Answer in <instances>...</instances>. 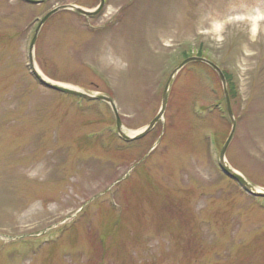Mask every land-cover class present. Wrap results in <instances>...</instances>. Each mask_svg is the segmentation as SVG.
Instances as JSON below:
<instances>
[{"label":"rangeland","instance_id":"374dc122","mask_svg":"<svg viewBox=\"0 0 264 264\" xmlns=\"http://www.w3.org/2000/svg\"><path fill=\"white\" fill-rule=\"evenodd\" d=\"M99 2L0 0V264H264V198L217 164L232 121L212 68L185 65L161 120L131 143L110 105L30 75L40 20ZM256 10L264 0L65 9L40 28L33 62L51 80L111 97L132 134L160 111L184 52L225 67L237 83L225 159L264 190V20L253 29L236 19Z\"/></svg>","mask_w":264,"mask_h":264},{"label":"water","instance_id":"95a60500","mask_svg":"<svg viewBox=\"0 0 264 264\" xmlns=\"http://www.w3.org/2000/svg\"><path fill=\"white\" fill-rule=\"evenodd\" d=\"M25 3L28 4H40L42 2H44L45 0H21ZM105 5V0H100V4L97 6V8H95L94 10H86L82 7L76 6V5H62L60 7L54 8L53 10H51L50 12H48L43 18L42 20L39 22L38 27L36 29V33L33 37V40L31 42V46H30V54H29V59H30V68H31V72L34 75V77L37 79V81L44 87L48 88V89H52L55 91H58L60 93H64V94H69V95H74V96H78V97H82L86 100H102L105 101L107 103H109L112 107V110L114 112L115 118H116V125H117V129L119 131L120 136L127 142L129 141H133V140H137L140 139L142 137H144L146 134H148L157 124V122L159 120H161L166 106H167V101H168V95H169V90L172 84V81L175 77V75L188 63L190 62H201V63H205L207 65H209L210 67H212L217 74L220 77V80L223 84V88H224V93H225V98H226V103H227V110H228V114L231 118L232 121V129L231 132L227 138V141L225 142L220 156H219V161H218V166L220 167L221 171L228 176L230 179L234 180L235 182H237L239 184V186L249 195L253 196V197H264V190L263 189H258L254 184H252L246 177H244L241 173H239L237 170H235L234 168H232L228 162L225 159V153H226V149L227 146L234 134L235 131V119L233 116V111L231 108V104H230V100H229V96H228V92H227V88H226V79H225V75L223 73V71L221 70V68L214 62H212L211 60L201 57V56H191L188 57L186 59H184L171 73L165 89H164V93H163V100H162V105H161V109L158 112V114L149 122V124L147 126H145L142 130H140L138 133L134 134V135H128L127 133L124 132V128L122 125V121L121 118L119 116L117 107L114 103V101L112 100L111 97L104 95V94H89L86 93L82 90L73 88L71 86L68 85H64L58 82H54L48 78H46L45 76H43L35 67V64L33 62V56H32V49L34 47L35 44V40L37 37V34L40 30V28L42 27V25L44 24V22L54 13H56L58 10L60 9H71L74 10L80 14L86 15V16H91V15H95L97 13H99L103 7Z\"/></svg>","mask_w":264,"mask_h":264},{"label":"bare ground","instance_id":"6f19581e","mask_svg":"<svg viewBox=\"0 0 264 264\" xmlns=\"http://www.w3.org/2000/svg\"><path fill=\"white\" fill-rule=\"evenodd\" d=\"M236 19H239V20H245V19H247V20H249L252 23V27L254 29L257 26V24H258V22L260 20H264V11H262V10H256L252 14L239 13L236 16ZM124 132L127 133V134H132V132H127V131H124Z\"/></svg>","mask_w":264,"mask_h":264},{"label":"trees","instance_id":"16d2710c","mask_svg":"<svg viewBox=\"0 0 264 264\" xmlns=\"http://www.w3.org/2000/svg\"><path fill=\"white\" fill-rule=\"evenodd\" d=\"M199 54H202V52H200ZM183 55H184V59L190 56L188 52L187 53L184 52ZM221 68H222V70L225 74V77H226L228 93L230 94L231 97H233V96H235L236 88H237L235 76L232 72H230L225 67L221 66Z\"/></svg>","mask_w":264,"mask_h":264}]
</instances>
